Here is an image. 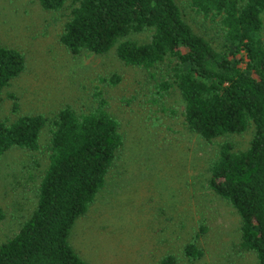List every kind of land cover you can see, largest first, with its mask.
<instances>
[{
    "label": "trees",
    "instance_id": "trees-1",
    "mask_svg": "<svg viewBox=\"0 0 264 264\" xmlns=\"http://www.w3.org/2000/svg\"><path fill=\"white\" fill-rule=\"evenodd\" d=\"M67 1L39 0L48 11L64 9ZM183 1L189 14L219 28L220 47L189 20ZM70 8L60 42L72 55L115 49L125 64L153 70L159 96L178 90L188 128L209 142L253 128L246 149L221 143L208 186L238 212L241 247L264 264V0H72ZM143 32L149 33L143 42L130 38ZM26 68L21 51L0 44V97ZM94 97L95 107L83 113L67 105L49 116L0 120V159L15 148L38 150L44 129L50 132L37 205L0 244V264H90L70 237L106 188L126 140L105 95ZM5 218L0 207V221ZM195 240L184 249L190 261L205 254ZM176 260L170 254L161 264Z\"/></svg>",
    "mask_w": 264,
    "mask_h": 264
},
{
    "label": "rangeland",
    "instance_id": "rangeland-1",
    "mask_svg": "<svg viewBox=\"0 0 264 264\" xmlns=\"http://www.w3.org/2000/svg\"><path fill=\"white\" fill-rule=\"evenodd\" d=\"M71 2L48 11L39 0H0V44L17 48L27 63L0 97V120L49 116L67 105L87 112L95 107L98 91L120 120L125 145L106 188L74 227L70 241L75 249L90 264H161L170 254L176 264H259L253 252L241 247L238 212L208 186L209 166L221 143L234 141L246 149L253 128L209 142L188 128L178 90L159 96L153 70L125 64L115 49L72 55L60 42ZM183 2L189 20L220 47L219 28L189 14ZM148 36L130 38L143 42ZM115 75L121 77L117 84L111 81ZM49 137L46 128L38 150L15 148L0 159V207L6 211L0 244L19 232L37 205ZM193 239L205 253L196 261L184 254Z\"/></svg>",
    "mask_w": 264,
    "mask_h": 264
}]
</instances>
